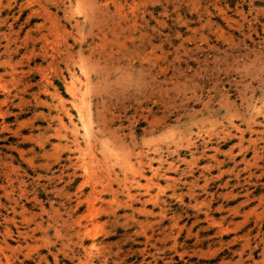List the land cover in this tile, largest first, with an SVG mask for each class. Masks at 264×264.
I'll return each mask as SVG.
<instances>
[{"label": "rangeland", "instance_id": "1", "mask_svg": "<svg viewBox=\"0 0 264 264\" xmlns=\"http://www.w3.org/2000/svg\"><path fill=\"white\" fill-rule=\"evenodd\" d=\"M0 264H264V0H0Z\"/></svg>", "mask_w": 264, "mask_h": 264}, {"label": "bare ground", "instance_id": "2", "mask_svg": "<svg viewBox=\"0 0 264 264\" xmlns=\"http://www.w3.org/2000/svg\"><path fill=\"white\" fill-rule=\"evenodd\" d=\"M69 89V88H68ZM72 89V91H73V88H71ZM75 90V89H74ZM87 90V89H86ZM75 94V93H74ZM87 94V93H86ZM77 95V94H76ZM79 113H80V111H79ZM68 116V115H67ZM88 117V116H87ZM71 118V117H70ZM83 118H84V115H83ZM79 119H80V121H81V124H82V128L84 129V138H86V139H89L90 137H91V129H90V127L91 126H89V124L88 123H86V122H84V120L85 119H82V116L80 115L79 116ZM71 121V120H70ZM87 121V120H86ZM88 122V121H87ZM65 125V124H64ZM67 125V124H66ZM77 125V124H76ZM75 125V126H76ZM60 126H61V124H60ZM74 126V127H75ZM63 127V126H62ZM66 127V126H65ZM68 127V126H67ZM73 127V126H72ZM68 129V128H67ZM70 129H71V127H70ZM73 131H75L74 130V128H73ZM74 135H75V133H74ZM77 138V137H76ZM91 140V139H90ZM86 141H88V140H86Z\"/></svg>", "mask_w": 264, "mask_h": 264}]
</instances>
